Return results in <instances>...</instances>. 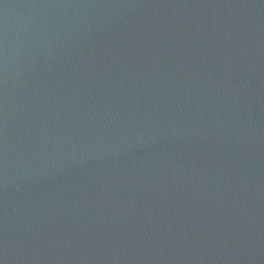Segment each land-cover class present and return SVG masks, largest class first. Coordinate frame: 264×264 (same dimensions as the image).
<instances>
[{"label":"water","instance_id":"obj_1","mask_svg":"<svg viewBox=\"0 0 264 264\" xmlns=\"http://www.w3.org/2000/svg\"><path fill=\"white\" fill-rule=\"evenodd\" d=\"M0 264H264V0H0Z\"/></svg>","mask_w":264,"mask_h":264}]
</instances>
